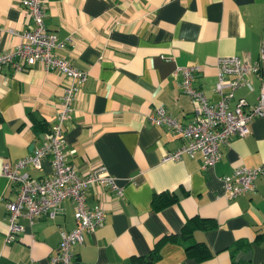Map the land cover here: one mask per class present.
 Segmentation results:
<instances>
[{"label": "crops", "instance_id": "crops-1", "mask_svg": "<svg viewBox=\"0 0 264 264\" xmlns=\"http://www.w3.org/2000/svg\"><path fill=\"white\" fill-rule=\"evenodd\" d=\"M44 5L46 27L64 41L54 52L87 72L65 122L66 158L80 173L104 163L122 188L118 194L97 183L87 186V205L100 204L104 219L74 245L73 264H264V237H256L264 230V170L252 191L234 197L220 180L235 166L264 165V117L255 116L247 134L221 143L220 158L206 168L199 150L165 158L185 138L147 118L162 106L182 123L193 120L180 66H197L192 86L211 102L221 98L217 58H258L264 0H45ZM30 26L21 0H0V52L18 45ZM67 82L65 73L38 62L21 69L0 65V264H50L61 231L76 225L74 201L66 197L53 215L18 216L23 227L8 241L7 202L16 184L1 173L4 161L31 154L48 137ZM260 87L261 75L252 74L234 90L231 103L240 96L255 102ZM51 170L48 155L39 166L21 169L36 178ZM167 191L175 200L155 205V194ZM191 217L206 220L207 227L184 236ZM195 241L207 247L208 257L188 254L194 252L186 246Z\"/></svg>", "mask_w": 264, "mask_h": 264}, {"label": "built area", "instance_id": "built-area-1", "mask_svg": "<svg viewBox=\"0 0 264 264\" xmlns=\"http://www.w3.org/2000/svg\"><path fill=\"white\" fill-rule=\"evenodd\" d=\"M44 2L45 0H21L26 15L38 28L36 30L29 28L22 34V38L25 37L24 43L0 52V65L11 64L21 69L38 62L47 71L65 73L68 82L64 86L60 106L50 125L48 137L31 154L15 161L6 160L2 164L1 173L16 184L15 197L7 202L6 236L8 241L12 240L22 229V224L17 221L18 216L23 215L32 220L43 213L53 215L62 199L71 198L74 201L76 225L70 230L61 231V239L55 254L50 258V264H73L74 245L83 241L85 231H93L104 219V208L100 204L87 205L85 198L87 186L90 183H97L111 188L118 194L122 193V188L104 163H97L86 172L80 173L77 166L66 158L65 122L70 117L73 100L81 89L87 72L54 52L55 47L64 46V41H58L55 34H47L44 31ZM217 66L216 90L222 93V96L215 102L209 101L202 91L192 86L197 66L178 67L183 73L182 91L192 98L194 114L192 121L182 123L167 113L162 106L155 107L148 114L150 123L166 125L185 138V143L166 153L165 158H178L183 152L192 155L199 150L202 154V168H206L220 158L221 143L228 142L231 135L247 134L249 122L255 116L264 117V41L260 44L256 60L248 56L222 55L217 58ZM252 74L261 75V87L256 101L249 102L240 96L232 104L234 90L247 85ZM226 75L231 77L227 78ZM46 155L50 156L52 167L48 175L36 178L27 171H21L28 164L39 166L40 159ZM263 170L264 165H238L231 173L222 175L220 180L226 194L234 197L242 192L252 191L255 188L256 177Z\"/></svg>", "mask_w": 264, "mask_h": 264}, {"label": "trees", "instance_id": "trees-1", "mask_svg": "<svg viewBox=\"0 0 264 264\" xmlns=\"http://www.w3.org/2000/svg\"><path fill=\"white\" fill-rule=\"evenodd\" d=\"M49 130H50V127H49ZM162 195H164V197H162ZM174 200H175V196L171 194L169 191L156 193L153 198V202L155 205L170 203V202H173ZM206 225H207L206 220L199 219L198 217H191L187 221V223H185L184 225L183 234L184 236H186L188 235V233H190L189 231H192L196 226L207 227ZM256 237L258 238L264 237V230L257 233ZM186 248L189 252H194V253H188L189 255H193L197 253H201V254L204 253L203 255L200 256V258L208 257V253H209L208 249L202 242L195 241L194 243L188 244Z\"/></svg>", "mask_w": 264, "mask_h": 264}, {"label": "rangeland", "instance_id": "rangeland-1", "mask_svg": "<svg viewBox=\"0 0 264 264\" xmlns=\"http://www.w3.org/2000/svg\"><path fill=\"white\" fill-rule=\"evenodd\" d=\"M27 17L30 19V17L27 15ZM31 20V26L30 27H28L27 29H29V28H31L30 30H36L38 27L35 25V23H34V21L32 20V19H30ZM43 20H44V18H43ZM38 23H40V22H38ZM42 23V22H41ZM44 26H45V32L48 34V33H52V32H50L49 30H48V28L46 27V24H45V21H44ZM27 29H25V30H23L22 32H21V40H20V42L19 43H24L25 42V37H23L22 38V34L27 30ZM39 30V29H38ZM18 43V44H19ZM17 46V45H16ZM15 46V47H16Z\"/></svg>", "mask_w": 264, "mask_h": 264}]
</instances>
